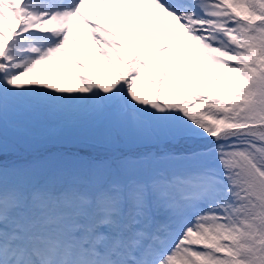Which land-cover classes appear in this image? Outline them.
Wrapping results in <instances>:
<instances>
[{"label":"snow or ice","instance_id":"1","mask_svg":"<svg viewBox=\"0 0 264 264\" xmlns=\"http://www.w3.org/2000/svg\"><path fill=\"white\" fill-rule=\"evenodd\" d=\"M0 264H264V0H0Z\"/></svg>","mask_w":264,"mask_h":264}]
</instances>
